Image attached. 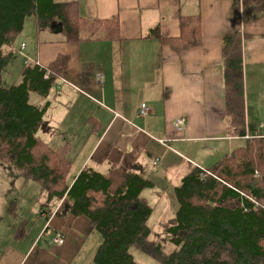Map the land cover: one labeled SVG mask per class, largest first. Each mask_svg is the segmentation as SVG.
<instances>
[{
  "label": "crops",
  "instance_id": "crops-1",
  "mask_svg": "<svg viewBox=\"0 0 264 264\" xmlns=\"http://www.w3.org/2000/svg\"><path fill=\"white\" fill-rule=\"evenodd\" d=\"M55 2H76L81 15L87 18L118 16L120 21L119 41L62 43L53 28L47 30V41H38L37 59L42 66L50 65L60 55L67 59L60 95L50 96L48 113L58 97L60 109L75 112L90 128L77 146L65 136L62 139L71 144V151L85 149L78 156L84 159L74 167V176L89 164L109 173L112 189H117L124 172L137 162L148 168L152 180L177 184L193 167L207 169L243 146L245 139L227 134L224 116L222 38L236 31L249 36L243 38L246 134H264V18L245 21L235 13V0ZM191 17L199 21L201 42L183 49L176 40L181 35V22ZM155 28H159L158 34ZM22 44L16 47L19 52ZM27 49L26 45L24 51ZM99 75L103 76L101 84ZM250 89L257 97L254 105L253 95L248 96ZM142 103L151 111L140 125L137 122ZM260 114L263 117L259 118ZM68 117L63 115L59 125ZM90 117L93 121L88 122ZM181 117L186 118V125L179 131L173 123ZM253 125L260 127V132L252 131ZM139 148H145L152 157L140 155ZM157 159L159 163L153 170ZM112 163L117 165L115 169ZM154 196L150 192L146 198L151 201ZM13 208L17 210L14 205L8 212ZM45 209L42 206L37 210L41 224L37 221L31 227L27 219L21 222L26 221L28 235L16 238L19 225L10 241L1 243L0 264H77L94 232L90 221L85 216L66 214L63 204L49 217L43 215ZM55 231L64 234L63 245L51 242ZM13 241L22 242L16 247Z\"/></svg>",
  "mask_w": 264,
  "mask_h": 264
},
{
  "label": "trees",
  "instance_id": "trees-1",
  "mask_svg": "<svg viewBox=\"0 0 264 264\" xmlns=\"http://www.w3.org/2000/svg\"><path fill=\"white\" fill-rule=\"evenodd\" d=\"M235 13L245 21L264 18V0H235ZM31 16L38 32L61 26L58 42L62 43L119 41L120 21L118 16H82L76 2L0 0V162L41 187L43 215H52L61 202L66 214L85 216L102 239L93 264H137L132 250L158 264H264V134L245 138L243 38L248 34L236 31L222 38L226 132L245 143L228 158L207 169L193 167L180 183L172 184L178 208L170 224H165L166 241L172 246L167 251L151 238L148 223L154 207L144 192L156 185L147 175L148 168L132 164L119 187L112 189L110 174L92 165L73 175L70 143L53 149L38 135L51 107L50 96L58 93L67 68L66 57L60 55L48 66L38 64L37 58L23 63L20 81L5 85L19 36ZM198 22L195 17L181 22L176 41L183 49L199 46ZM32 94L45 103H31ZM138 151L152 157L145 148ZM112 167L117 165L112 163ZM10 214L16 218L18 210L10 209ZM28 232L24 221L15 236L20 239Z\"/></svg>",
  "mask_w": 264,
  "mask_h": 264
},
{
  "label": "rangeland",
  "instance_id": "rangeland-1",
  "mask_svg": "<svg viewBox=\"0 0 264 264\" xmlns=\"http://www.w3.org/2000/svg\"><path fill=\"white\" fill-rule=\"evenodd\" d=\"M47 35L48 31L38 32L36 28L35 16L27 18L24 31L19 36L18 40V46L22 42H24L28 46L27 51L23 52L24 56L29 58L31 61L37 58V48L39 45L38 41L39 39H41V41H47L45 38V36ZM55 36L59 37L61 35L58 34ZM16 52L17 53L11 60L8 70L4 76L5 85L7 86L13 85L20 81L19 74L20 69L24 63V57L20 54L18 49L16 50ZM59 95L60 93L58 92V97ZM250 95H253L252 102L254 105L257 101L255 90L250 89L248 96ZM58 99L56 101H53V110L55 108H57V110H51L50 113L47 114V116L44 118V126L42 127L38 135L44 141L49 142V145L53 149H57L64 145L65 142H63L62 140L64 136L67 140L71 141L74 145L77 146V143L79 142L81 137L83 135H86L90 131V128L88 125H85L86 122H82V120H80L81 117L74 115L75 112L69 113L70 111H67V109L65 108L60 109L57 106ZM30 101L35 105H42L46 100L37 94H32ZM63 115H69V117L60 126L59 122L62 120ZM261 117H263L262 114H260L259 118ZM143 118L145 117L139 118L137 123L141 125ZM75 124H80L81 126L77 127ZM252 124L253 123L251 122V125ZM251 129L252 131L254 129L255 131L260 132L261 128L253 125L251 126ZM242 142L244 143L245 141L243 140ZM82 150L85 149H74L69 154V159L74 162L75 168L77 167V162H81L84 159L78 157L84 154L82 153ZM157 160H154L152 164L153 170L155 169L154 164ZM158 161L157 165L159 163ZM153 180H156V189H149L144 194L145 197H149L150 192H153V194L155 195L154 198L149 201L150 204L154 207L153 214L148 223L152 229L151 238L152 240L162 243L167 251H171L172 246L166 241L168 233L166 231L165 224H168L173 220L174 214L178 208V202L173 192L174 185H172L173 183L170 180L166 181L159 178H153ZM177 183H180V181H178ZM44 202L45 198L40 186L31 181H25L24 177L17 171L6 165H3L0 162V248L3 247L1 243L5 244L7 243V241H10V235H12L11 233L15 231V229L21 224L24 219H27L31 227L35 225L37 221L38 224H41L40 218L37 217V210L43 206ZM14 205L17 206V210L19 213L16 218L8 212V209L14 207ZM60 206L61 202L57 207H55L53 213H55ZM101 241V236L95 231L92 232V235L89 237L77 264H93L95 251ZM21 242L22 241L15 242V246H19ZM132 254L137 264H158L157 262L145 257L135 250H132Z\"/></svg>",
  "mask_w": 264,
  "mask_h": 264
},
{
  "label": "built area",
  "instance_id": "built-area-1",
  "mask_svg": "<svg viewBox=\"0 0 264 264\" xmlns=\"http://www.w3.org/2000/svg\"><path fill=\"white\" fill-rule=\"evenodd\" d=\"M25 48H26L25 44H22V46L20 48V54L24 57V64H27L29 62H32L33 60L31 61L29 58H27V57L24 56L23 51L25 50ZM37 63L40 64L39 61H37ZM98 77H99L98 78L99 84H101L102 83V80H103V76L99 75ZM45 78H47V76ZM150 111H151L150 110V107L146 103H142L140 105V107H139V112L138 113H139V116L140 117H146L150 113ZM185 125H186V118L181 117V118H178V119H176L174 121V127L177 130H179V131L183 130ZM257 136H259V134H255L253 136L246 135L245 138L257 137ZM160 142L165 145V142L164 141H160ZM157 161L154 164V168L155 169H156ZM51 242L53 244H55V245H63L65 243V236H64V234L61 231H55L53 233L52 238H51Z\"/></svg>",
  "mask_w": 264,
  "mask_h": 264
},
{
  "label": "water",
  "instance_id": "water-1",
  "mask_svg": "<svg viewBox=\"0 0 264 264\" xmlns=\"http://www.w3.org/2000/svg\"><path fill=\"white\" fill-rule=\"evenodd\" d=\"M53 29H54V31H55L56 33H60V32L62 31V27H61V26H60V27H56V26H54Z\"/></svg>",
  "mask_w": 264,
  "mask_h": 264
}]
</instances>
